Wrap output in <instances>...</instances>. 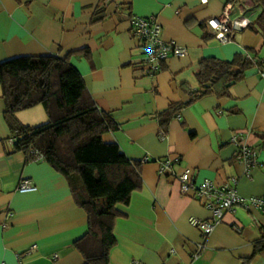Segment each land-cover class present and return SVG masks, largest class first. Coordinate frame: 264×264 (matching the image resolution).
I'll return each instance as SVG.
<instances>
[{"label":"crops","instance_id":"crops-1","mask_svg":"<svg viewBox=\"0 0 264 264\" xmlns=\"http://www.w3.org/2000/svg\"><path fill=\"white\" fill-rule=\"evenodd\" d=\"M100 1L0 0V61L72 52L71 63L96 106L118 126L104 139L140 163L142 188L131 194L128 205L118 206L121 216L114 223L116 245L109 264H241L264 238V214L238 207L204 239L189 220H211L212 213L202 201L181 193L177 175L188 167L196 184L235 178L240 195L264 197L260 67L248 69L230 96L210 92L183 107L165 136L158 114L190 101L202 59L230 61L242 55L264 60L260 35L242 28L222 43L207 25L209 19L224 17L250 22L258 11L249 12L237 1L228 7V0H107L105 18L93 21ZM133 15L155 16L162 39L186 48L187 55L169 57L159 72L146 75L141 47L130 32ZM5 108L0 87V264H83L76 242L88 230L87 214L74 203L62 174L42 159L28 160L14 151ZM42 109L16 115L22 124L44 123ZM235 134L257 154L249 175L236 160ZM163 160L173 165L160 174ZM22 178L36 190L18 191ZM248 264H264V249Z\"/></svg>","mask_w":264,"mask_h":264},{"label":"trees","instance_id":"trees-1","mask_svg":"<svg viewBox=\"0 0 264 264\" xmlns=\"http://www.w3.org/2000/svg\"><path fill=\"white\" fill-rule=\"evenodd\" d=\"M101 0L93 21L105 18ZM239 2L257 16L245 29L264 39V0H228ZM232 35V34H231ZM232 37V36H231ZM72 52L65 56H24L0 61V87L5 101V119L13 134L14 151L23 152L28 160L41 157L62 174L74 203L87 214L88 230L76 245L83 264H109L116 245L115 220L121 216L119 205H128L131 194L142 188L140 163L128 158L114 141L104 134L118 128L108 112L98 109L84 78L71 63ZM264 60L242 55L232 60L204 58L197 73L198 88L190 91L188 102L172 104L158 114L160 133L165 136L169 122L183 107L202 95L213 92L218 97L230 96V88L245 72ZM42 105L48 120L31 126L22 124L17 113ZM264 141V134L262 136ZM264 249V238L253 244L248 264Z\"/></svg>","mask_w":264,"mask_h":264},{"label":"built area","instance_id":"built-area-1","mask_svg":"<svg viewBox=\"0 0 264 264\" xmlns=\"http://www.w3.org/2000/svg\"><path fill=\"white\" fill-rule=\"evenodd\" d=\"M205 3L207 0H200ZM230 7V3L227 4ZM131 35L141 47L143 69L146 75H155L162 67V63L169 57H184L187 49L179 46L174 41H165L161 37V26L155 16L142 17L133 15L130 18ZM249 21L244 18L230 20L228 17L207 20V25L213 35L222 42L231 40V34L245 28ZM264 78V64L260 70ZM232 144L237 147L236 160L245 166V174L249 175L252 168L256 166L257 154L238 134L231 138ZM37 157L36 160H40ZM170 160H163L159 163V173H168L172 168ZM180 182V190L184 195H191L204 203L212 213L211 220L201 218H190V224L197 228L204 239H206L219 224L227 212H232L238 207L247 210H258L264 214V197L242 196L238 193L237 180L232 178L231 183L217 184L212 180H203L196 184L192 178V171L186 167L177 175ZM18 191L32 192L36 190L35 184L28 178H22L18 183ZM203 244L200 245V247ZM34 247V246H33Z\"/></svg>","mask_w":264,"mask_h":264},{"label":"rangeland","instance_id":"rangeland-1","mask_svg":"<svg viewBox=\"0 0 264 264\" xmlns=\"http://www.w3.org/2000/svg\"><path fill=\"white\" fill-rule=\"evenodd\" d=\"M37 106H39V107H37ZM32 108H33V109H31V108L26 109L27 111H25V112H31L32 110H34V109H36V108H38L39 110H43V109H42V108H43L42 105H36L35 107H32ZM22 111H24V110H22ZM43 112H45V110H44V111H40V114H43ZM46 119L48 120L47 115H46ZM40 123H42V122H38V123H35V124H31V126H32V125L35 126V125H38V124H40Z\"/></svg>","mask_w":264,"mask_h":264}]
</instances>
